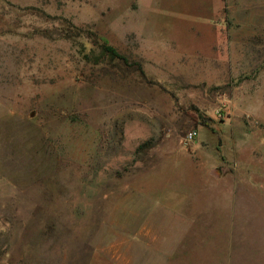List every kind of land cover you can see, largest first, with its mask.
<instances>
[{"label":"rangeland","instance_id":"1","mask_svg":"<svg viewBox=\"0 0 264 264\" xmlns=\"http://www.w3.org/2000/svg\"><path fill=\"white\" fill-rule=\"evenodd\" d=\"M199 3L0 0V264H264V0Z\"/></svg>","mask_w":264,"mask_h":264},{"label":"trees","instance_id":"2","mask_svg":"<svg viewBox=\"0 0 264 264\" xmlns=\"http://www.w3.org/2000/svg\"><path fill=\"white\" fill-rule=\"evenodd\" d=\"M100 47L102 49V53L108 55L111 58H120L123 61L127 62L128 59L127 57L121 53L120 51L117 50L115 46L107 42L105 39H102L100 43Z\"/></svg>","mask_w":264,"mask_h":264},{"label":"crops","instance_id":"3","mask_svg":"<svg viewBox=\"0 0 264 264\" xmlns=\"http://www.w3.org/2000/svg\"><path fill=\"white\" fill-rule=\"evenodd\" d=\"M216 0H200V7L204 11H212V7H215Z\"/></svg>","mask_w":264,"mask_h":264},{"label":"built area","instance_id":"4","mask_svg":"<svg viewBox=\"0 0 264 264\" xmlns=\"http://www.w3.org/2000/svg\"><path fill=\"white\" fill-rule=\"evenodd\" d=\"M195 134V131L194 130H191V131H189L188 132V135L191 137V136H193Z\"/></svg>","mask_w":264,"mask_h":264}]
</instances>
